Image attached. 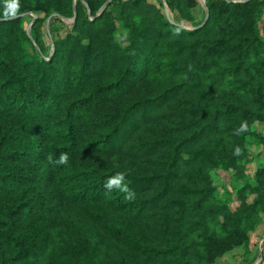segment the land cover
I'll list each match as a JSON object with an SVG mask.
<instances>
[{
	"label": "trees",
	"instance_id": "trees-1",
	"mask_svg": "<svg viewBox=\"0 0 264 264\" xmlns=\"http://www.w3.org/2000/svg\"><path fill=\"white\" fill-rule=\"evenodd\" d=\"M86 1L92 11L103 2ZM173 1L182 6L189 0ZM115 8L95 21L78 19L79 37L58 41L50 60L29 51L32 41L22 20L0 23V264L86 263L82 254L68 258L53 252L55 235L45 210L59 199L92 211L112 237L146 258L145 264H197L194 258L201 252L195 241L209 233L205 223L214 217L206 207L205 170L242 168L250 145L246 139L255 135L262 108L240 89H222L218 77L229 73L233 61L240 66L253 44L241 51L223 49L216 67H198L199 39L211 25L185 31L147 0ZM117 22L129 31L125 48L98 40L102 34L109 38ZM254 34L242 38L251 41ZM84 35L89 46L80 43ZM209 50L208 55L216 54L218 48ZM167 103L177 105L180 131L158 139L139 137L141 124L167 118L160 111ZM119 153L125 158L117 163L96 156ZM61 154L68 160L59 165ZM117 173L125 174L134 199L105 187ZM162 205L174 215L163 213ZM157 207L162 210L156 215L172 229L159 231L155 239L133 232L121 219L140 218ZM223 208L228 216L240 214ZM251 214L232 226L224 215V232L227 226L241 232ZM87 239L73 248L83 250ZM85 248L84 256L96 259L91 244Z\"/></svg>",
	"mask_w": 264,
	"mask_h": 264
},
{
	"label": "rangeland",
	"instance_id": "rangeland-1",
	"mask_svg": "<svg viewBox=\"0 0 264 264\" xmlns=\"http://www.w3.org/2000/svg\"><path fill=\"white\" fill-rule=\"evenodd\" d=\"M130 1L132 0H103L96 11H92L86 0H21V9L17 15L14 18H5L3 12L6 0H0V23L22 20L24 31L32 41V44L26 45L29 51L41 59L50 60L55 55L58 41L70 36L79 37L75 27L83 16L89 21H95L103 14L109 15L114 12L120 3L126 4ZM147 1L157 6L169 23L185 31H194L211 25L212 29L199 39L201 48L197 54L198 67L199 65L216 67V57L223 49L232 47L234 51H241L247 49L250 42L253 44L248 48L249 52L243 63L239 66L237 61H233L229 73L223 78L218 77V80L219 84L222 82V89L227 87H230L231 91L240 89L242 94L253 99L252 102H257L262 108L258 118L260 122L254 124L257 126L255 135L246 139L250 141V145L245 147L241 169L205 170L208 182L203 185L210 191V202L206 207L214 217L208 216L205 223V227L210 230L209 233L202 234V237L195 241L200 246L197 249L201 254L194 259L197 264H264V207H253L256 202H264V47L261 46L264 44V0H189L182 6L175 4L173 0ZM134 19L136 24H139V18ZM0 32L4 34L1 29ZM249 32L252 34L256 32V35L251 36L255 42L243 40L245 38L242 37ZM128 33L129 31L117 22L116 30L109 38L102 34L98 40L106 39L115 46L117 44L125 48L128 46ZM85 35L80 41L83 47L90 45V40ZM210 47L218 48L216 54L213 52L208 55ZM94 54L93 51L91 59H94ZM220 64L223 66L225 62L220 61ZM238 79L242 85L237 82ZM173 106L177 105L167 103L160 110L167 115L166 119L154 118L149 123L141 124L138 130L139 137L147 140L158 139L168 134L176 135L181 124L176 118V109ZM96 156L98 159H110L114 163L125 158L123 153ZM224 206L229 207L233 213L239 211L240 214L236 217L228 216L224 213L225 210L223 211ZM47 207L45 214L50 216V226L55 235L53 245L55 255L70 258L82 254L86 260L85 264L146 263V258L132 252L123 241L112 237L104 226L96 221L94 213L87 208H79L74 203L62 199L51 201ZM162 208L163 213L174 215L173 210L167 206L162 205ZM160 210L162 209L154 208L140 218L121 217L122 215L120 217L126 221L125 227L155 239L159 231L169 234L172 229L167 220L156 215ZM249 213H252L253 220L243 219L244 227H240L241 232H233L231 226L235 219L248 216ZM224 215L231 225L226 227L228 233H225L224 227L221 226ZM86 239L85 246L90 243L91 248L96 250L94 260L84 256L87 252L84 245L83 250L73 248L79 241L83 240L84 244ZM181 243L189 245L192 242L183 240Z\"/></svg>",
	"mask_w": 264,
	"mask_h": 264
},
{
	"label": "clouds",
	"instance_id": "clouds-1",
	"mask_svg": "<svg viewBox=\"0 0 264 264\" xmlns=\"http://www.w3.org/2000/svg\"><path fill=\"white\" fill-rule=\"evenodd\" d=\"M21 9V0H6L5 3V11L3 12V15L5 18H14L17 13ZM246 125H243L241 127V131H244L246 129ZM237 154H239V149L236 150ZM68 160V157L66 154H61L59 159L55 161L56 164L62 165L65 164ZM51 162V158H50ZM125 174L123 173H117V175L113 178L108 179L107 183L105 184V187L111 191L113 189L119 190L121 192L127 193L126 199L132 200L135 198V194L130 191L127 184L125 183Z\"/></svg>",
	"mask_w": 264,
	"mask_h": 264
}]
</instances>
